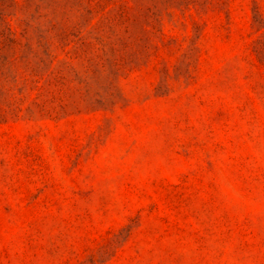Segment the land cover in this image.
<instances>
[{
	"label": "rangeland",
	"instance_id": "obj_1",
	"mask_svg": "<svg viewBox=\"0 0 264 264\" xmlns=\"http://www.w3.org/2000/svg\"><path fill=\"white\" fill-rule=\"evenodd\" d=\"M0 264H264V0H0Z\"/></svg>",
	"mask_w": 264,
	"mask_h": 264
}]
</instances>
